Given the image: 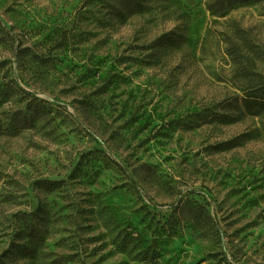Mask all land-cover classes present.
I'll return each instance as SVG.
<instances>
[{
	"label": "rangeland",
	"instance_id": "obj_1",
	"mask_svg": "<svg viewBox=\"0 0 264 264\" xmlns=\"http://www.w3.org/2000/svg\"><path fill=\"white\" fill-rule=\"evenodd\" d=\"M250 58L263 5L0 0V264H264Z\"/></svg>",
	"mask_w": 264,
	"mask_h": 264
},
{
	"label": "trees",
	"instance_id": "obj_2",
	"mask_svg": "<svg viewBox=\"0 0 264 264\" xmlns=\"http://www.w3.org/2000/svg\"><path fill=\"white\" fill-rule=\"evenodd\" d=\"M246 4L264 6V0H206V9L213 16L224 17L233 8ZM242 45L245 49L251 48L246 42ZM230 53H234V51ZM259 57H261V54H255V59ZM236 73L239 75L238 78H240L238 87L242 96H234L231 98L229 107H232L235 111H238L241 114L245 112V114L249 116L264 117V76L255 71L254 58H250L247 61L246 66L243 67L240 72L236 70ZM21 120L26 123L27 118ZM30 124H32V122H30ZM4 133H9V131L0 126V135ZM104 226L107 228L109 227L106 222ZM114 243L116 249L120 252L130 253L135 249V245L132 244L130 237L122 234L121 231L117 232ZM151 259L152 258L147 256L140 258L142 261H151Z\"/></svg>",
	"mask_w": 264,
	"mask_h": 264
}]
</instances>
